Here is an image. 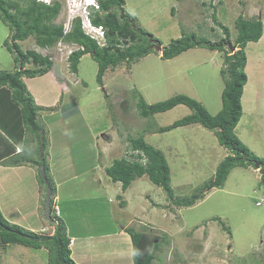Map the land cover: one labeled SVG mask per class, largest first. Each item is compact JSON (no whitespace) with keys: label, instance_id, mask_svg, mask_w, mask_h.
Masks as SVG:
<instances>
[{"label":"rangeland","instance_id":"374dc122","mask_svg":"<svg viewBox=\"0 0 264 264\" xmlns=\"http://www.w3.org/2000/svg\"><path fill=\"white\" fill-rule=\"evenodd\" d=\"M58 2L61 10L54 24L63 25L67 21L66 2ZM124 2L135 25L149 33L160 44L161 51L130 65L123 63L108 69L102 87L96 82L97 64L89 54L80 58L77 73L71 72L69 59L56 57L57 61L52 59L54 65L43 76L23 78L37 106L38 122L45 131L44 160L47 162L49 157L54 164L52 177L48 179L53 191L51 203L54 179L64 180L59 193L65 202L58 199L54 203L62 215L57 216L59 220L54 214L51 218L68 229L70 236L90 234L93 240H98L93 242L97 247L91 250V255H81L72 248V258L77 264H132L128 255L129 236L124 233L121 239L124 242L119 241L120 228L124 227L161 237L152 264H264V182L259 168L237 166L220 188L204 190L203 184L213 178L216 166L229 154L218 144L214 133L199 124L159 133V128L192 111L185 105H177L142 118L136 107L138 96L152 105L184 95L215 115L222 106L223 53L238 49L228 47L236 35L235 21L240 16L245 20L259 19L263 25L260 39L244 48L247 82L241 96L242 115L234 131L250 152L264 159V0ZM87 9L90 14L93 12L92 7ZM222 27L228 30L229 42L223 43L221 50L195 47L169 60L160 58L162 48L182 36L193 35L198 40L218 43L225 37ZM8 35V28L0 20V72H13L18 65L3 45ZM18 44L23 52L41 51L32 38ZM50 52L55 54V49ZM23 130L18 134L22 147L37 141L36 135ZM140 136L164 154L176 199H190L201 192L203 197L189 207L174 206L159 187L143 176L131 182L128 201L123 204L120 184L112 183L104 168L114 159H130L126 140ZM36 149L32 161L38 160ZM26 152L28 148L15 157L27 160L21 162V168L28 167L30 157ZM27 170L10 172L1 182L0 212L8 216L9 223L51 236L53 227L43 215L45 190L40 188L37 202L34 195H28L29 189L26 194L17 193L25 189L19 176ZM101 185L110 191H101ZM13 205L20 213L9 211ZM35 206L40 208H37L39 215ZM119 207L125 210L120 212ZM0 264H48V253L44 247L0 244Z\"/></svg>","mask_w":264,"mask_h":264},{"label":"trees","instance_id":"16d2710c","mask_svg":"<svg viewBox=\"0 0 264 264\" xmlns=\"http://www.w3.org/2000/svg\"><path fill=\"white\" fill-rule=\"evenodd\" d=\"M97 4L98 10L91 12L90 16L92 24L104 28L105 46L102 47H99L93 39L84 34L79 18L72 22L70 32L63 35L62 25L54 24L61 10L58 1L44 5L35 0H0V20L9 30V35L3 45L13 55L14 62L18 64L13 72H0V130L3 131V134L12 137L23 133V128H25L30 134L37 136L35 142L38 160L34 161L33 164L36 167L39 186L45 192L46 187L40 169H43L45 177L49 179L48 164L43 157L47 139L45 131L37 119V106L30 96L23 78L32 79L43 76L51 68L52 61L48 57L41 56L35 50L23 52L18 43L32 38L36 46L50 48L62 38L67 43L78 45L80 49L73 52L69 57L71 72L77 73L80 58L89 54L97 64L96 82L101 87L103 86L102 78L108 69H114L123 63L130 65L151 53H155V39L135 25L124 8V0H97ZM262 27V22L259 19L245 20L241 16L236 19V35L231 45L238 49L233 53L227 50L223 53V67L220 70L224 81L221 92L222 106L215 115H210L199 102L184 95H176L152 105H147L143 98L138 96L136 107L139 116L142 118L166 112L177 105H185L192 111L191 114L171 125L159 128V133L168 132L181 126L199 124L212 131L218 144L229 152L216 166L213 178L203 184L204 190L220 188L229 172L237 166H252L254 169L262 167L264 169V159L258 158L250 152L234 131L242 115L241 96L247 82L244 72L246 65L244 48L247 43L257 42L260 39ZM222 28L225 37L218 43L204 39L198 40L193 35L182 36L162 48L160 58L169 60L195 47L221 50V45L229 42L228 30ZM26 65H31L32 68H25ZM2 139L4 138L0 135L1 145L8 143ZM18 142H20L19 146L23 148L22 138L18 139ZM126 142L128 143L127 150L130 159L125 157L114 159L111 165L104 170L105 175L112 183L120 184L122 192L135 179L146 176L151 183L164 192L166 200L174 206L189 207L196 199L203 197L204 193L201 192L198 195H192L190 199H176L170 187L169 167L164 154L147 144L144 136L128 137ZM7 145L10 146L11 144ZM25 148L23 149L25 150ZM8 152L9 150L6 152V157L1 159L2 165L7 163L18 166L22 161H27L22 158L20 160L15 159L19 153L10 155ZM20 153H22L21 149ZM30 161L28 158V162ZM261 181L264 182V177H261ZM255 204L259 205L260 202ZM56 219L59 220L57 217ZM57 220H55L54 226L45 220L49 226L53 227L54 231L51 236L38 235L10 224L0 212V244L5 247L20 245L32 249L44 247L48 253V264H76L70 257L71 251L66 228ZM124 232L130 238L132 264H152L155 251L160 245L159 242L162 241L161 237L151 235L146 231L138 232L133 228H126ZM21 235L38 238L39 241H30Z\"/></svg>","mask_w":264,"mask_h":264},{"label":"crops","instance_id":"0c3cea01","mask_svg":"<svg viewBox=\"0 0 264 264\" xmlns=\"http://www.w3.org/2000/svg\"><path fill=\"white\" fill-rule=\"evenodd\" d=\"M2 132V133H1ZM0 135L1 136H3V138L5 139H2V141H4V142H8V143H4V144H0V162L2 161L1 159L3 158V157H6V152L9 150V152L8 153H10V155H13V154H20V149L22 150L23 148H25V147H23V148H21V146H19V143L20 142H18V135H14V136H8V134H3V131L2 130H0ZM7 144H11L10 146H8ZM97 144V143H96ZM7 146H8V148H7ZM13 147H14V149H13ZM15 148H16V151H14L15 150ZM27 148H28V152H26L27 153V155H29V160H31L30 162H28V164H27V166L28 167H23V168H21L22 166L21 165H18V166H13L12 164H1L0 163V187L2 186L1 185V182L2 181H5L6 180V178H8L7 176V174L8 173H10V172H16V171H18L19 169H28L27 171H23L24 173L21 175V176H19V183H25V189H22L21 188V190H18L17 191V193H27V191H28V189H29V191H28V195H34L35 197H36V199L37 200H35V202H37L38 201V199L40 200V197H39V194H40V186H39V183H38V180H37V176H36V171L34 172V170H36V167L34 166V164H33V162L34 161H32V157H33V154H34V151H35V149H36V142H30L29 143V145L27 146ZM98 149L100 150V155L102 156L103 154L101 153L102 152V150H101V148L100 147H98ZM100 156V157H101ZM32 163V164H31ZM47 163H48V175H49V177H52V174L51 173H53L52 172V170H51V166H53L54 164H53V162H52V160H50V158L48 157V160H47ZM103 167V166H102ZM96 168V167H95ZM104 168V167H103ZM106 168V167H105ZM104 168V169H105ZM57 176V175H56ZM51 179V178H50ZM64 180L62 179V180H57V177H56V181H55V179H54V184H55V191H54V197H53V199H52V205H54V203L55 202H57L58 203V199H60L59 200V202L61 203L62 201V203H64L65 202V200L64 199H62L61 198V194L59 193V188L61 187V184H62V182H63ZM116 184V183H115ZM30 185V186H29ZM104 185H101V191H103V189H104V191L105 190H107V192H109L110 191V188H109V190L108 189H105L106 187H104ZM17 189H18V184H17ZM128 189H129V187L124 191V192H121V196H122V198H123V204L125 203V201L127 202L128 201V198H127V196H128ZM111 193H113V192H111ZM53 194V191L51 190V195ZM0 197H2V196H0ZM15 197H16V195H15ZM17 198V197H16ZM92 201V200H91ZM92 204H95V203H93L92 202ZM36 207V210H37V214H38V209H40V208H38V206H35ZM17 208L18 207H15L14 205L13 206H9V211L10 212H13L14 211V213L15 214H17V213H20V211H18L17 210ZM38 208V209H37ZM16 210V211H15ZM58 210H59V208H58ZM65 210V209H64ZM119 210H120V212H123V210H125L124 208H122V207H119ZM3 212V211H2ZM4 215V216H3ZM3 217L6 219V220H8L7 218H8V216H6L5 214H4V212H3ZM39 215V214H38ZM37 215V216H38ZM62 214H61V212H60V210H59V216H61ZM63 219H65V213L63 214ZM9 222V221H8ZM25 223V222H24ZM10 224H13V223H11L10 222ZM14 225H17V226H19V227H21V228H23L24 230H27V231H30V232H32V233H35L36 232V230L35 229H33V228H31V227H23V226H20V225H18V224H14ZM124 228V227H123ZM123 228H120L122 231L121 232H119V233H121V234H118L119 236H120V240L119 241H121V242H124V239L123 240H121L122 239V237H123V235H124V229ZM43 230H45V228H43ZM36 234H39V235H43L44 234V232H42V233H36ZM68 234H69V231H68V229H67V236H68ZM52 235V234H51ZM71 234H69V236H68V238H69V240L71 241V243L69 244V249H70V251H71V255H70V257H71V259L74 261L75 259H73L72 258V248L73 249H75V251L74 252H80L81 253V255H82V253H85V254H90L91 255V250L93 249V248H96L97 247V243H93V242H95V241H98V240H93V238H92V235H88V236H85V237H81V236H79V234H75V235H72V236H70ZM104 236V235H103ZM103 236H101V237H103ZM109 236V235H108ZM104 237H106V236H104ZM130 239V238H129ZM77 242H78V244H77ZM130 244H131V242H130ZM24 248H27V247H24ZM83 250H85L84 252H82ZM128 255H130L131 256V245H130V248H129V251H128ZM75 263L77 262V261H74ZM78 263V262H77ZM76 263V264H77Z\"/></svg>","mask_w":264,"mask_h":264},{"label":"built area","instance_id":"2783aa9c","mask_svg":"<svg viewBox=\"0 0 264 264\" xmlns=\"http://www.w3.org/2000/svg\"><path fill=\"white\" fill-rule=\"evenodd\" d=\"M66 2V13H67V21L65 22V30L67 33L70 30L71 23L74 19L79 18L81 20V26L84 33L91 39L95 40L99 47L104 45V29L101 26L92 25L89 18V11L87 6L92 3V6L95 10H98V4L95 0H85L81 2L80 0H65ZM51 48H43L39 52L43 57H48L51 61L52 59H56V57L67 59L68 55L73 51L72 48L67 47L62 41L57 42L55 45V54H51ZM78 49V48H76ZM80 49V48H79ZM54 214L58 216V209L55 208Z\"/></svg>","mask_w":264,"mask_h":264},{"label":"water","instance_id":"95a60500","mask_svg":"<svg viewBox=\"0 0 264 264\" xmlns=\"http://www.w3.org/2000/svg\"><path fill=\"white\" fill-rule=\"evenodd\" d=\"M154 44L156 45L155 46V51H161L160 45H157L156 42ZM228 47L230 48V50H233L231 45H228ZM259 171H260L261 177H264V169L261 167V168H259ZM40 174H41V177H42V179L44 181V184L46 186V194H45L43 214H44V217H45V220L47 221V223H49L50 225L54 226L55 225V221L50 216L51 186H50L47 178L45 177V173H44L42 168L40 169ZM21 236L24 237V238L29 239L30 241H34V242H38L39 241L38 238L29 237L27 235H21Z\"/></svg>","mask_w":264,"mask_h":264},{"label":"clouds","instance_id":"9594fccd","mask_svg":"<svg viewBox=\"0 0 264 264\" xmlns=\"http://www.w3.org/2000/svg\"><path fill=\"white\" fill-rule=\"evenodd\" d=\"M36 2H38V3H43L44 5H50L53 1H58V0H35ZM81 2H84L85 0H80ZM95 2L97 3V0H95ZM89 6H92V3L91 4H89ZM66 11V10H65ZM66 13V12H65ZM77 19V18H76ZM75 20V19H74ZM73 20V21H74ZM72 21V22H73ZM92 25H94V24H92ZM94 26H97V25H94ZM71 27H72V23H71V26H70V30H71ZM62 29H63V35H66L67 33H69L70 32V30L67 32V33H65L64 32V30H65V24H63L62 25ZM81 29H82V26H81ZM104 29V28H103ZM82 31H83V29H82ZM84 32V31H83ZM85 34V33H84ZM86 35V34H85ZM59 41H62L67 47H70V48H72L73 49V51L68 55V57H67V59L66 60H68L69 59V57H70V55L73 53V52H75V51H77L78 49H79V46L78 45H76V44H74V43H67V42H65L62 38L61 39H59L57 42H59ZM95 41V40H94ZM96 42V41H95ZM97 43V42H96ZM57 44V43H56ZM55 44V45H56ZM55 45L54 46H51L50 48H54L55 47ZM98 45V44H97ZM103 46H105V32H104V45ZM37 48H40V49H43L42 47H38V46H36ZM232 47V46H231ZM76 48H78V49H76ZM233 48V47H232ZM36 49V48H35ZM37 52V51H36ZM40 52V51H39ZM39 52H37V53H39ZM40 54V53H39ZM41 55V54H40ZM42 56V55H41ZM65 61V60H64ZM54 65V62L52 61V66ZM51 66V67H52ZM48 180V179H47ZM49 182V181H48ZM46 187V186H45ZM46 194V193H45ZM50 198H51V195H50ZM55 208H57L56 206H54V205H52V211L50 212V216H51V214H54V210H55ZM58 209V208H57ZM54 216L55 217H57L55 214H54ZM58 216H59V210H58ZM55 221V220H54ZM56 223V222H55ZM36 234V233H35ZM39 235V234H38ZM71 243V241L69 240V244Z\"/></svg>","mask_w":264,"mask_h":264},{"label":"bare ground","instance_id":"6f19581e","mask_svg":"<svg viewBox=\"0 0 264 264\" xmlns=\"http://www.w3.org/2000/svg\"><path fill=\"white\" fill-rule=\"evenodd\" d=\"M91 7L93 8V11H95V9H94L93 6H89V5L87 6V8H91ZM89 18H90V21H91V16H90V14H89Z\"/></svg>","mask_w":264,"mask_h":264}]
</instances>
